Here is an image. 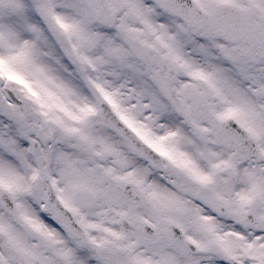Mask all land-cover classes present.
Here are the masks:
<instances>
[{"label":"snow or ice","instance_id":"1","mask_svg":"<svg viewBox=\"0 0 264 264\" xmlns=\"http://www.w3.org/2000/svg\"><path fill=\"white\" fill-rule=\"evenodd\" d=\"M0 264H264V0H0Z\"/></svg>","mask_w":264,"mask_h":264}]
</instances>
